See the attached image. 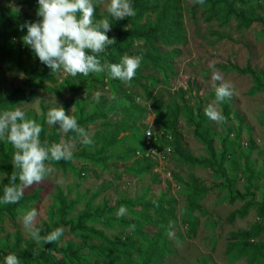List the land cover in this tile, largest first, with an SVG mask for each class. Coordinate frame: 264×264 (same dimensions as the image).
<instances>
[{"label":"trees","instance_id":"obj_1","mask_svg":"<svg viewBox=\"0 0 264 264\" xmlns=\"http://www.w3.org/2000/svg\"><path fill=\"white\" fill-rule=\"evenodd\" d=\"M258 1L264 2V0ZM180 2L181 0H132L134 16L126 17L120 21L110 19L113 33L108 32L107 35L116 43L109 46L106 53L100 54L99 58L103 64L107 65L119 63L121 57L129 53H133V56H142L141 65L131 82L125 83L112 79L107 70L103 73L89 74L86 77L82 75L68 76L64 84L72 92L77 93L75 88L78 84L89 91L88 97L90 98V92L96 90L95 85H99L102 89L111 92L113 97L124 99L122 104L110 108L108 101L100 97L97 102L93 103V110L89 113H86L85 106L78 105V110L73 116L87 132L93 128L94 143L92 146L94 148L93 151H88V146H83L84 148L80 152L72 155V159L88 161L104 169L109 163L117 161L123 172L134 177L151 173L157 177L158 174L153 172L156 166L153 160L136 157L137 151L142 153L145 151L144 133L149 128L146 121L150 114L154 117L152 128L156 127V132H164L162 139L151 140L150 146L159 151L164 147H170L169 159L171 162L188 167L190 170L204 169L215 179H223L224 182L230 184L224 169V161L229 152L225 150L222 158L219 160L216 158L210 129L205 125L206 119L202 118L199 112L194 114L191 108L200 98L194 97V102L189 104L192 97L188 99H184V97L187 93H191L192 89L184 91L180 88L173 95L169 94L165 101L162 91L157 90L158 86L168 84L169 76L173 75L170 62L173 55L161 53L158 45L171 48L183 40ZM204 2L200 4L209 6L208 21L222 19L227 22L232 19L237 23L238 28L244 29L250 28L254 23L264 25V21L255 9L244 10L236 7L242 4L243 0H204ZM28 4L37 6L36 0H28ZM257 7L264 11V8ZM152 16L154 18L152 22L147 20L141 24L144 17L149 19ZM101 19L103 18L98 14L96 5L93 20L98 23ZM22 25L15 14L0 10V39L3 40V44L0 45V62H7L14 53L17 55L19 48L15 49L11 40H20L26 34V30H21ZM25 49L32 54V58L22 69V86L14 89L6 99L0 100V112L21 100L32 99L37 95L39 89L46 90L47 82L51 84L55 82L54 73L42 65L27 47ZM219 68L222 71H234L240 75L250 76L254 82L255 91L264 92V72L256 73L249 67L239 69L232 65L219 66ZM145 69L150 72L143 75ZM157 74L161 75L162 83L157 79ZM86 81L88 84L85 85ZM136 90L141 91L144 95L145 104L135 102ZM163 90L165 94H168L167 86ZM213 97L215 98V96ZM222 104L224 116L228 118L230 116L228 107L224 102ZM65 112L68 114L66 108ZM108 115H111L109 117L111 121H109ZM180 117L184 118L187 126L194 129V138L203 145L207 157L196 158L185 151L176 128ZM98 120L102 121L99 127H90ZM40 125L42 127L40 134L42 142L51 145L61 141L62 133L58 131L57 126L48 132L44 119L40 121ZM167 136H170L172 140H167ZM69 139L73 141L75 134L69 132L63 135V140L68 141ZM13 151L14 149L6 140H0V174L4 176V179L0 181V195H3L4 185L8 182L6 174L11 175L14 171H18L12 164ZM130 158H132V163L126 165ZM71 160L53 162L51 167L63 173L75 172ZM247 160L245 158L244 172L248 173V176L244 192H236L228 199V203L231 205L235 202L242 203L239 210L228 215L229 225H232L236 219H244L252 209L256 211L257 219L264 222V183L262 185L263 194L257 202L252 185L254 175L246 166ZM233 164H235L234 160ZM84 172H86V168L82 167L76 176L79 178V175ZM171 177L183 185L186 192L187 210L178 220L174 206L176 200L164 198L154 203L142 201L112 203L106 201L101 205L94 206L95 196H92L83 205V210L73 216L71 212L74 202L67 201L63 192L57 190L54 196L55 212L53 213L56 221L40 229V239H37L39 247H36L32 242L25 243L23 246L20 236L16 234L13 244L8 249H0V262L8 253H15L20 264H161L165 255L170 253L167 235L173 234L176 230L178 231L176 235L181 237L179 230L183 226L189 238L195 236L199 221L194 213L200 210L197 202L211 190V188L201 186L200 182L192 177L186 182L177 175L171 174ZM214 187V190H219L222 185ZM32 200L33 198L23 197L17 204L0 206V221L3 215L15 220L23 205ZM122 205L132 216L130 219L114 216V213ZM137 206L140 207V210L134 212L132 209ZM96 224L101 225L105 230H114L117 225L121 229L120 234L124 235L123 240L120 239V235L107 237L103 231L95 228ZM57 227L64 229L61 238L53 243L45 244L43 237ZM146 227L154 229V233L152 235L145 233L144 228ZM263 235L264 223H256L248 230L231 233L225 248L227 262L233 264L238 259L244 258L246 264H260V258L264 255V242L259 238ZM74 238L81 243L76 244L73 241ZM84 250L86 253L82 252Z\"/></svg>","mask_w":264,"mask_h":264},{"label":"rangeland","instance_id":"obj_2","mask_svg":"<svg viewBox=\"0 0 264 264\" xmlns=\"http://www.w3.org/2000/svg\"><path fill=\"white\" fill-rule=\"evenodd\" d=\"M203 3L204 0H203ZM106 0H98V14L102 18H108L106 13ZM257 6L264 8V2L258 0H243L237 8L255 9L264 21V11ZM181 24L183 40L174 47L167 48L158 45L160 52L173 55L170 58L173 75L169 76L168 84L158 86L157 90L162 91L163 98L166 101L168 95H173L180 87L185 89L187 81L193 79L197 86V101L191 108L195 113L206 119L205 125L210 129V135L213 140V146L216 158H222L225 150L229 153L224 161L226 177L230 184L223 179H215L206 170L201 168L189 169L188 167L170 162L169 165L161 167V172L170 171L177 175L182 181H188L193 178L200 182L201 186L211 188L210 192L197 204L200 210L194 213L198 219L199 225L196 228V234L193 238L186 235V229L181 226L178 237L174 231L167 235V241L170 243V253L165 255L161 264H229L225 256V248L229 235L233 232L245 231L256 223H264L256 217V211L250 210L244 219H236L232 225L227 222L228 215L239 210L242 203L235 202L229 204L228 199L234 193H243L246 185L248 173L244 172L245 158L246 166L253 172L254 180L252 182L255 201H259L263 194L264 183V92L255 91L254 82L250 76L240 75L234 71H222L219 66H236L239 69L249 67L256 73L264 72V25L254 23L250 28H238L234 20L224 22L222 19H213L208 21V5L201 6L194 0H181ZM36 7L28 4V0H0V10L9 11L15 14L18 20L25 24L26 22H37ZM153 16L143 18L141 24L145 21H153ZM110 22V18H109ZM111 24V22H110ZM113 33V28L109 31ZM17 51L5 63L0 62V100L7 98L17 87L22 86V69L26 67L28 60L32 58L22 44V39L11 40ZM3 40L0 39V45ZM127 55L133 56V53ZM215 65L216 71L221 75V82H228L232 85L234 95L231 99L225 100L230 116L222 122H214L205 115V108L215 101V83L212 80V69L209 64ZM148 70L143 71V75ZM152 73V72H151ZM69 75L63 73H54V83L47 82L46 90H38L37 95L29 100H21L13 106H8L5 110L20 108L25 111L27 118L35 120L40 124L41 120L46 119L48 110L55 106V100L59 105L66 108L67 113L74 115L79 106H85L86 113L93 110V103L100 97L108 101V107H114L122 104L124 99L115 98L111 92L95 85V91L90 92L81 85L76 84L77 93L72 92L64 84ZM162 83L161 75H156ZM88 84L87 81L85 85ZM169 88L168 94L164 93V88ZM99 94V95H97ZM186 96V95H185ZM184 99H188L184 97ZM135 102L145 104V98L141 91H135ZM194 99L189 101V104ZM191 106V105H190ZM107 107V108H108ZM217 110L224 116L223 104H216ZM4 111V110H3ZM111 115H108V118ZM225 117V116H224ZM114 119V118H113ZM154 117L149 115L146 124L152 126ZM176 124L177 132L181 137L182 145L186 152L196 158L207 157L203 145L194 138V129L185 124L184 118L180 117ZM109 121L110 118H109ZM102 123L98 120L90 127H99ZM46 131H51L56 126L49 127L46 123ZM166 125V123H165ZM150 126V127H151ZM89 127V128H90ZM156 127L153 128L155 132ZM93 137V128L88 131ZM61 134V139L63 135ZM78 139L72 141V153L80 152L84 147ZM94 146H88V151H93ZM233 160L235 164H233ZM72 165L75 172L66 173L54 169L50 175L40 184H34L24 190L25 198H33L32 201L23 205L15 220L9 216L3 215L0 221V249H8L13 244L14 237L18 234L23 242H32L39 247L38 240L32 238L30 233L23 229L20 217L26 210L37 209L36 226L42 229L55 222L54 217V196L57 190H61L67 201L74 202L71 215L76 216L83 210V205L95 196L93 205H101L103 202L128 201L144 203H154L161 199L176 200L175 215L177 220L187 210L186 192L183 185L177 183L174 178H164L161 172L155 177L152 173L141 177H134L122 171L119 162L114 161L104 169L101 166H95L88 161L81 159H72ZM132 163L129 159L126 165ZM86 168V172L81 173L79 178L76 176L78 170ZM170 167V168H169ZM166 177V176H165ZM258 178V179H257ZM4 176L0 174V181ZM222 185L219 190L214 186ZM139 211L137 206L132 209ZM117 213V212H116ZM116 213L114 216L117 217ZM130 219L132 216L127 210L122 216ZM179 224V221H178ZM90 225V224H88ZM95 228L111 238L120 235L123 240L124 235L120 234L121 229L115 225L114 230H105L101 225L96 224ZM148 235L154 233L150 227L144 228ZM264 242V235L259 238ZM76 244L81 242L74 238ZM62 245V244H60ZM86 253V251H82ZM92 260V258H90ZM233 264H246L244 258H240ZM260 264H264V255L260 258Z\"/></svg>","mask_w":264,"mask_h":264},{"label":"clouds","instance_id":"obj_3","mask_svg":"<svg viewBox=\"0 0 264 264\" xmlns=\"http://www.w3.org/2000/svg\"><path fill=\"white\" fill-rule=\"evenodd\" d=\"M38 8L37 22H26L21 30H26L22 44L27 47L39 62L50 69L51 73H63L71 77L77 75L103 73L106 70L110 77L125 83L132 81L142 62V56L124 55L119 63L103 64L100 54L113 43L107 33L111 29V20L120 21L135 15L132 0H106L108 18L94 22L98 0H36ZM202 3L203 0H194ZM212 80L215 83V101L205 108V115L214 122H222L225 117L217 110L216 104H222L234 95L232 85L221 82L222 77L210 63ZM99 95V94H97ZM73 109V108H72ZM66 114L62 105L55 100V106L46 114L45 123L57 126L60 133H74L75 139L84 146H91L94 141L87 130L80 126L77 118ZM42 127L35 120L29 119L20 108L0 112V140H6L14 149L12 164L15 169L7 175L3 195H0V206L17 204L24 196V190L34 184L43 182L53 171V162L72 159V140L61 139L51 145L42 142ZM151 136V133L148 134ZM127 211L121 206L116 215L123 216ZM37 209L26 210L20 217L23 229L32 238L40 239V229L36 226ZM63 227H57L43 237L45 244L53 243L63 235ZM0 264H20L15 253H8Z\"/></svg>","mask_w":264,"mask_h":264},{"label":"built area","instance_id":"obj_4","mask_svg":"<svg viewBox=\"0 0 264 264\" xmlns=\"http://www.w3.org/2000/svg\"><path fill=\"white\" fill-rule=\"evenodd\" d=\"M189 83H190V86H188ZM181 89H183V88H181ZM189 89H192V91H191V93H187L186 94L187 98L192 97V99H194V97H196V96L199 97L197 95V91H198L199 88H198L196 82L193 79H191L190 81H187L186 88L183 89V90L187 91ZM150 126L151 125H148L149 128H147V130L144 133L145 142H146L145 143V151L143 153L137 151L136 152V157L137 158H142V157L150 158L151 160H153L154 163L156 164L153 172L159 174L161 172V167L167 166L171 162L170 159H169V156H170V153H171V148L170 147H164L162 150L159 151L155 147L149 145L151 140H154L155 138H158L159 140H161L162 137L164 136V132L163 131H158V132L155 131L156 132L155 133L153 131L152 126L151 127ZM149 133H151V136L148 135ZM167 140L171 141L172 138L170 136H167ZM162 174H164V178L171 179V172L170 171H166L165 173L161 172L160 175H162Z\"/></svg>","mask_w":264,"mask_h":264}]
</instances>
